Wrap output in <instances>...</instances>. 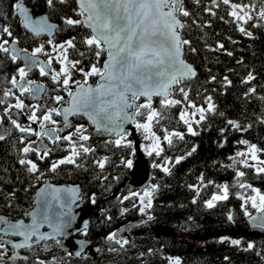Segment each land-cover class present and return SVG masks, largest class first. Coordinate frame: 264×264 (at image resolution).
I'll return each mask as SVG.
<instances>
[{
  "label": "snow or ice",
  "instance_id": "snow-or-ice-1",
  "mask_svg": "<svg viewBox=\"0 0 264 264\" xmlns=\"http://www.w3.org/2000/svg\"><path fill=\"white\" fill-rule=\"evenodd\" d=\"M74 2L73 15L61 17L65 28L49 23L47 16L34 18L25 0H14L11 4V13L0 16V19L5 21L10 17L18 19L20 25L33 37L46 34L48 36L46 44L51 48V52L45 51V43H40L31 51L19 48V40L14 37L11 25L8 23L0 25V54L12 64L23 61L8 81L12 87L2 92L0 106H3V114L0 115V122L6 118L14 129L26 134L19 137L18 142L23 147L18 149L17 163L34 176L37 182L44 176V172L28 154L35 153L37 160L44 161L55 150L44 146L43 139H48L54 146L63 144V150L68 153L50 164L48 171L52 173L64 164L79 168L81 165L77 163L78 158L95 153L96 149L85 143L91 138V134H87L88 128L83 124L73 128L70 117H84L96 133L114 135L115 139L106 140L104 144L105 146L111 144L115 148L133 149L134 141L128 139L131 132L126 128V125H131L148 142L142 146L143 151L150 157H160L164 151L161 147L162 142L172 146L173 138L184 140V133L170 130L162 123L171 119L170 109L179 106L178 119L192 136L199 135L197 129L206 120L207 114L217 112L216 103L211 95H204L202 104L190 98L191 85L187 82L197 77V71L193 65L186 62L184 54L186 48L193 54L197 53L198 49L192 46L191 40L185 38L182 32L190 26L189 20L191 25L201 30L211 27V24L199 22L198 14L189 9L185 0H74ZM33 3L35 5L36 0H33ZM43 3L49 9L55 10L57 4L65 5L68 0H43ZM191 3L203 5V11L212 17L218 15L217 10L223 5L224 11L232 20H225L223 15L219 18L225 23H235L238 31L249 38H253V33L244 25L253 22L251 24L253 28L264 26V23L255 22H264V0H259V7L255 0L239 3L236 0H208L207 4H204V0H191ZM79 28L86 30L79 39L72 36L60 43H55L52 39L57 30L75 31ZM205 47L213 52L224 49L226 55H233L219 41L215 47L207 43ZM41 56L46 59H40ZM72 56L77 58L72 59ZM53 62L60 65L59 69L53 67ZM33 69H38L41 77H49L56 86L52 91L58 94L49 97L56 106L49 107L47 102L44 105L24 103L22 97L26 94L34 100H39L45 92L43 84L27 79ZM77 74L79 78H75ZM92 77L96 78L94 83L89 82ZM254 79L255 76L250 72L242 82L247 84ZM215 80V76H210L208 82ZM229 85L231 81L225 76L224 86ZM16 92H19V95H16ZM255 92V87H250L244 93L245 99ZM200 96L201 93L197 92V97ZM155 98H159L158 108L153 106ZM9 99H14L15 102L8 103ZM260 99L264 101V97ZM13 109L16 111L13 112ZM25 111L29 113L27 120L31 122L27 125L19 121V115ZM219 115L223 116L224 113L221 112ZM54 116L61 117V120L54 119ZM256 121L264 124V111L256 116ZM226 123L230 129L239 132H246L252 127L251 123L243 124L232 119H228ZM31 124H37L39 130L33 129ZM69 128L73 130L68 131L66 135L58 134ZM226 130L221 128V135ZM157 131L163 132V137L157 135ZM29 136H35L37 139L28 140ZM5 138V135L0 134V141ZM237 143L244 145L245 149L238 150L235 156H230L229 160L233 163L227 167H232L235 171V186L251 193L238 194V198L243 200L241 208L244 215L248 217L253 228L264 231V192L247 183L245 177L248 173L242 170L254 169L253 178L264 179V159L260 158V154H264V148L246 139H240ZM219 146L224 145L221 143ZM195 151L196 147L193 146L186 155L175 157L174 164H179ZM107 160L108 158L104 157L96 163L103 169ZM163 161V164L154 162L152 166L160 168L165 174H170L171 167L174 166L172 158L164 157ZM121 163L128 168L133 166L132 161L126 158L122 159ZM198 180L203 185V174ZM216 187L219 193H214L211 199L205 202L207 208H213L216 202L227 200L229 197L227 183ZM158 188L159 185H154L145 190L143 195L132 193L134 196L139 195L141 214H146V209L152 207V197ZM189 188L196 191L199 196L198 186L189 185ZM77 191L73 188L63 189L46 185L38 191L35 205L30 210H25L24 218L13 220L0 215V264H15L18 259L27 261L28 257L18 255L19 250H32L41 242L55 240L60 244L58 237L67 234L65 230L71 228L75 218L71 214V205L65 202L61 193ZM14 196L15 192L9 194L7 207H12L11 198ZM127 199L129 197L125 196L120 202L123 203V200ZM192 202L196 203V200L193 199ZM72 203H75L74 198ZM92 203H95L94 197ZM248 205L255 210L254 215L249 211ZM133 206L136 207L135 204ZM54 207L59 211H53ZM124 211L127 209L122 210V214ZM147 220L152 221L153 217L147 215ZM227 220L233 222V216L229 214ZM45 225L50 232H41ZM117 235L115 232L111 233L106 239L109 241L115 239L121 247L129 243L127 239L122 241L116 239ZM224 241L233 246L241 245V240L230 237H221L219 242ZM253 248L254 244L248 242L244 250ZM76 255H80V252H76ZM168 259L169 264H181L179 258ZM35 264H55V258L53 257L51 261L37 258Z\"/></svg>",
  "mask_w": 264,
  "mask_h": 264
},
{
  "label": "trees",
  "instance_id": "trees-1",
  "mask_svg": "<svg viewBox=\"0 0 264 264\" xmlns=\"http://www.w3.org/2000/svg\"><path fill=\"white\" fill-rule=\"evenodd\" d=\"M13 2L14 0H0V16L11 13ZM185 2L190 10L198 14L199 22L211 24V27L201 30L191 25L189 20L190 26L182 32L185 38L191 40L192 46L198 49L197 53L193 54L186 48L184 54V58L197 71V77L187 82L191 85L190 98L202 104V97L211 95L216 103L217 112L207 114L206 120L197 129L199 135L192 136L187 133L186 126L178 119L179 106L170 109L171 119L162 123L170 130L184 133V140L173 138L172 146L162 142L161 147L164 151L160 157L144 154L152 171L148 186L159 185L152 197V207L146 209V214L140 213L141 206L137 196L132 195L126 185L120 186L131 171V168L123 165L121 160L126 158L133 163L136 159L134 145L133 149L115 148L111 144L105 146L104 141L115 139L114 135L98 134L81 117L74 116L70 119L73 128L77 124H83L88 128L87 134H91V138L85 143L94 147L95 153L78 158L77 163L81 165L79 168L64 164L52 173L48 171L50 164L68 153L63 150V144L54 146L48 139H43L47 147L55 150L44 161L37 160L35 153L28 154V157L37 162L40 170L44 172V176L37 182L34 176L17 163L18 149L23 147L18 142L19 137L26 134L14 129L6 118L0 122V134L6 137L5 140L0 141V214L12 219L24 218L25 210L31 207L32 193L46 177L54 183H78L83 203L91 208L88 228L80 235L99 246L94 257L83 254L75 258L64 250L61 242L57 244L55 240H48L35 245L32 250L23 249L22 252L28 257L27 261L18 259L15 264H35L37 258L48 261L53 257L62 264H167L169 257L179 258L181 264H264V231L253 228L246 221L241 208L243 200L238 198V194L248 195L249 192L235 186V171L232 167H227L233 163L229 157L235 156L238 150L245 149L244 145L237 143L238 140L246 139L264 148V124L256 121V116L264 111V101L260 99L264 97V26L253 28L251 27L253 22L244 25L253 33V38H249L238 31L235 23H225L219 18L223 15L225 20H232V17L227 16L223 5L217 10L218 15L212 17L203 11V5H194L191 0ZM236 2H250V0H236ZM255 2L259 7V0ZM25 3L32 10L33 15L45 13L60 28L66 27L61 17L73 15L72 9L75 7L74 0H68L65 5L57 4L55 10L49 9L43 0H36L35 5L33 0H25ZM207 3L208 0H204V4ZM0 23L11 25L13 35L19 40L22 48L31 51L40 43H45V51L50 49L46 44L48 39L46 36L33 37L20 25L18 19L11 17L7 21L0 19ZM85 32L83 28L75 31L57 30L52 39L55 43L72 36H77L79 39ZM217 41L223 43L224 48L233 55H226L224 49L215 52L206 49V43L215 47ZM53 63V67L58 69V64ZM21 65V61L12 64L0 54V98L3 90L12 87L8 81ZM250 72L255 79L250 83H243ZM210 76H215L216 80L209 83ZM225 76L231 81V85L227 87L224 86ZM28 78L42 82L45 92L39 100H34L26 94L22 97L24 103L44 105L47 102L49 107L56 106L49 100L50 96L58 94L52 91L56 86L51 79L41 77L38 69H33ZM95 79V77L90 78V82L94 83ZM250 87H255L256 92L245 99L244 93ZM197 92L201 93L200 97H197ZM16 95H19V92H16ZM14 102V99L8 100V103ZM153 106L159 107V98H155ZM221 112L224 113L223 116L219 115ZM2 114L3 106H0V115ZM21 114L27 116L29 113L25 111ZM54 119L59 121L60 117L54 116ZM228 119L238 120L243 124L251 123L252 127L246 132L235 131L228 127L226 123ZM221 128L227 129L223 135L220 133ZM71 129L58 134L65 135ZM157 135L163 137V132L157 131ZM27 139L36 140L33 136ZM221 143L223 147L219 146ZM193 146L196 147V151L191 156H187L179 164H174L175 157L186 155ZM104 157L108 160L101 169L96 161ZM164 157L172 158L174 166L171 167L170 174H165L160 168L152 166L154 162L163 164ZM260 158L264 159V154H260ZM242 170L248 173L245 177L246 182L264 192V179L253 178L254 169ZM201 174L204 177L203 185L198 180ZM208 181L214 183L208 184ZM225 183L229 185L228 199L216 202L213 208H207L205 202L210 200L214 193H219L216 185ZM189 185L198 186L199 196L196 191L189 188ZM13 192L15 196L11 198L12 207L9 208L8 197ZM125 196L129 199L121 203L120 199ZM93 197L95 203H92ZM118 197L120 199H117ZM193 199L196 203L192 202ZM134 204L136 207L133 206ZM248 208L251 212L255 211L250 205ZM124 209L127 211L122 214ZM229 214L233 216V222L227 220ZM147 215H151L153 220L148 221ZM130 223L134 225L124 234L116 237L121 241L127 239L128 244L121 247L115 239L112 241L106 239L109 234ZM126 233L127 236L123 238ZM221 237L241 240V245L233 246L228 241L221 243L219 242ZM248 242H252L254 248L245 251ZM225 257L228 259L226 260Z\"/></svg>",
  "mask_w": 264,
  "mask_h": 264
},
{
  "label": "water",
  "instance_id": "water-1",
  "mask_svg": "<svg viewBox=\"0 0 264 264\" xmlns=\"http://www.w3.org/2000/svg\"><path fill=\"white\" fill-rule=\"evenodd\" d=\"M32 14V13H31ZM34 18H39L41 16H47L45 13L33 15ZM48 17V16H47ZM49 23L56 24L55 22H52L49 18ZM0 25H2L0 23ZM44 36L48 37L46 34ZM19 48H22L18 44ZM40 59H43L40 57ZM185 59V58H184ZM186 60V59H185ZM186 62H188L186 60ZM23 63V61H21ZM189 63V62H188ZM190 64V63H189ZM37 83H41L39 81H36ZM91 83V82H90ZM42 84V83H41ZM13 112L16 110L13 109ZM21 117V114L19 115V119ZM61 118V117H60ZM72 117H70L71 119ZM84 121L88 124H90L86 118L82 117ZM91 125V124H90ZM92 126V125H91ZM93 128V127H92ZM126 128L131 132V135H129V138L134 141V147L136 148V159L133 161V166L131 167L130 173L125 177V179L122 181L120 186H125L127 187V190L129 192L134 191V190H142L146 188L152 178V171H151V165L150 163L146 160L142 152L139 151V140L136 135V129L132 128L131 125H126ZM94 130V128H93ZM41 143V142H38ZM42 144L46 146V144L42 141ZM46 185H50L52 187H57V188H63V189H68V188H73L77 189L78 191L75 193L72 192H64L61 193V196L64 198L65 202L71 205V214L75 217L72 221L71 228L66 229V235L62 237H58L60 239L61 244L64 248V250L68 253H71V255L75 258H79L83 254L90 255L92 257L95 256L96 252L98 251L99 246L94 245L91 240L86 238L83 235H79L81 232L85 231L88 228V222H89V215L91 214V208L83 203L81 194H80V186L78 183H54L49 180V178H45L40 185L36 187L34 192L32 193V202H31V207L30 209L35 205L36 200H37V193L41 188H44ZM115 195V193H114ZM73 198L75 199V203H72ZM29 209V210H30ZM53 211L58 212V208H53ZM252 214H255V211L252 212ZM4 215V214H0ZM6 216V215H4ZM8 217V216H6ZM20 219V218H17ZM15 220V219H13ZM246 221L249 223L248 217H246ZM250 224V223H249ZM134 225V223L126 224L119 229L116 230V233L118 236L124 234L129 228H131ZM51 230L45 225L44 228L41 229V232H50ZM81 242H86V243H81ZM81 249H83L81 251ZM23 249L19 250L18 255L20 257H27L23 252ZM80 252V255H76V252ZM51 261V260H48ZM55 264H62L61 262L55 261ZM154 264V263H150ZM169 264V263H167Z\"/></svg>",
  "mask_w": 264,
  "mask_h": 264
},
{
  "label": "rangeland",
  "instance_id": "rangeland-1",
  "mask_svg": "<svg viewBox=\"0 0 264 264\" xmlns=\"http://www.w3.org/2000/svg\"><path fill=\"white\" fill-rule=\"evenodd\" d=\"M48 52H51V48L49 49V50H47ZM53 56H55V53H53ZM41 57H43L44 59H46V57H44V56H41ZM56 64V63H55ZM53 65H54V63H53ZM59 67H60V65L58 64V69H59ZM75 78H79V76H78V74H77V76L75 77ZM27 79H30V78H28L27 77ZM30 80H32V79H30ZM21 123H23V124H25V125H27V124H30L31 122L30 121H28L27 120V116H24L23 115V117H22V119H20L19 120ZM77 125H79V124H77ZM31 127L33 128V129H35V130H39V127H38V125L37 124H31ZM49 127H51V125H49ZM73 129H71L70 131H72ZM68 132V131H67ZM67 132L65 133V135L67 134ZM136 135H137V137H138V139H139V151L140 152H142L143 153V155L144 154H146L144 151H143V147L142 146H144L145 144H147L148 142L147 141H145L144 140V138H143V136L141 135V133L138 131V130H136ZM34 137V139H37L35 136H33ZM128 139H129V136H128ZM130 140V139H129ZM151 188V186L149 187H146V188H144V189H142V190H134V191H131L130 193H137V194H139V195H143V193H144V191L145 190H147V189H150ZM251 193L249 192L248 193V195H250ZM139 195H136L137 196V198H138V200H139ZM141 206V205H140ZM127 236V233L125 234V235H123V238L124 237H126Z\"/></svg>",
  "mask_w": 264,
  "mask_h": 264
},
{
  "label": "flooded vegetation",
  "instance_id": "flooded-vegetation-1",
  "mask_svg": "<svg viewBox=\"0 0 264 264\" xmlns=\"http://www.w3.org/2000/svg\"><path fill=\"white\" fill-rule=\"evenodd\" d=\"M34 81H37V80H34ZM46 139V138H45ZM44 142V140H42Z\"/></svg>",
  "mask_w": 264,
  "mask_h": 264
}]
</instances>
